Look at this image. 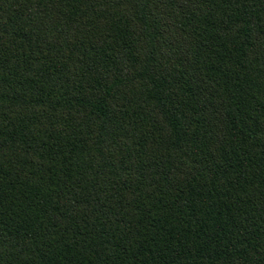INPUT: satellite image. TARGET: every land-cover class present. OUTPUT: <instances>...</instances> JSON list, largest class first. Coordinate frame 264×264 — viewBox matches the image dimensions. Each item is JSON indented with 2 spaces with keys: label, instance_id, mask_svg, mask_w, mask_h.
Segmentation results:
<instances>
[{
  "label": "trees",
  "instance_id": "obj_1",
  "mask_svg": "<svg viewBox=\"0 0 264 264\" xmlns=\"http://www.w3.org/2000/svg\"><path fill=\"white\" fill-rule=\"evenodd\" d=\"M0 264H264V0H0Z\"/></svg>",
  "mask_w": 264,
  "mask_h": 264
}]
</instances>
